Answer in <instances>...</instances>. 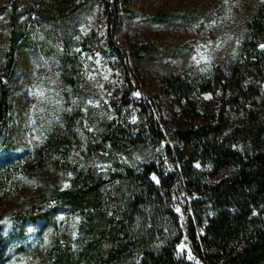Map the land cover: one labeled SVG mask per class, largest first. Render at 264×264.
<instances>
[{
  "label": "trees",
  "instance_id": "obj_1",
  "mask_svg": "<svg viewBox=\"0 0 264 264\" xmlns=\"http://www.w3.org/2000/svg\"><path fill=\"white\" fill-rule=\"evenodd\" d=\"M77 1L38 2L40 18L52 23L62 39H72L77 27ZM102 1L111 52L119 56L130 86L137 87L127 52L115 41L122 4L128 0ZM17 18L14 3L6 72L0 75V192L18 181L12 179L19 172L32 178L41 167L63 169L70 186L51 182L38 197L13 207L0 222V264H18L43 249L48 264H264V3L247 25L243 50L232 61L229 77L221 66L214 75L202 76L203 90L216 83L223 93L215 120L179 129L180 140L192 152L166 143L161 156L152 145L167 135L155 124L151 105L140 98L133 102L148 116L149 128L143 124L136 131L126 119L97 118L90 111L92 130L83 133L78 108L53 123L39 144L15 142L8 127L7 81L17 71ZM191 75L176 76L172 86L184 90ZM71 83L81 95L75 78ZM197 159L222 173L208 180L210 174L204 176L194 165ZM100 163L110 167L103 170ZM62 215L79 217L76 235L65 242L59 239ZM49 231L55 239L47 247ZM181 244L189 245L190 259L179 253Z\"/></svg>",
  "mask_w": 264,
  "mask_h": 264
},
{
  "label": "rangeland",
  "instance_id": "obj_2",
  "mask_svg": "<svg viewBox=\"0 0 264 264\" xmlns=\"http://www.w3.org/2000/svg\"><path fill=\"white\" fill-rule=\"evenodd\" d=\"M38 2L0 0V75L6 72L14 3L21 38L15 44L17 71L7 81L11 88L10 137L23 145L39 144L53 123L60 121L65 112L74 113L78 108L82 112L83 133L92 130L88 121L90 111L97 118L126 119L135 125L136 131L143 124L149 128L148 116L133 102L140 98L151 105L155 124L167 135L159 145H152L161 156L166 143L175 150L184 149L185 154L192 152L180 140L179 129L202 125L217 117L222 90L216 83L213 89L203 90L202 76L214 75L221 66L229 77L232 61L243 50L247 25L264 0H128L123 3L115 41L127 52L137 87L130 86L119 56L111 52L104 1L75 2L78 21L69 40L62 39L52 23L40 18ZM188 74H192L191 80H187L184 90H176L172 86L174 78ZM71 78L76 79L81 95L75 91ZM230 112L236 114L234 108ZM142 158L137 156L139 161ZM194 165L205 171L204 176L210 174L208 180H215L222 173L202 159H197ZM99 166L106 170L110 164ZM15 180L18 181L0 192V222L10 217L17 203L38 197L48 189L49 183H59L63 188L70 186V175L52 167L37 168L32 178L22 177L19 172L12 179ZM180 200L184 206L187 200L184 192ZM61 219L64 227L59 239L65 242L76 235L79 217L62 215ZM46 235V245L50 247L55 234L49 231ZM178 250L181 255L192 257L188 244H181ZM48 263L49 256L43 249L26 255L18 264Z\"/></svg>",
  "mask_w": 264,
  "mask_h": 264
},
{
  "label": "snow or ice",
  "instance_id": "obj_3",
  "mask_svg": "<svg viewBox=\"0 0 264 264\" xmlns=\"http://www.w3.org/2000/svg\"><path fill=\"white\" fill-rule=\"evenodd\" d=\"M138 95V94H137Z\"/></svg>",
  "mask_w": 264,
  "mask_h": 264
}]
</instances>
